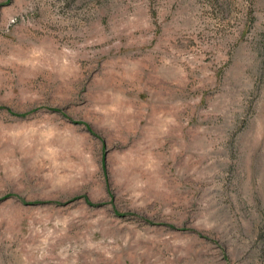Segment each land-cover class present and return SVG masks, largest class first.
Segmentation results:
<instances>
[{"label": "rangeland", "instance_id": "rangeland-1", "mask_svg": "<svg viewBox=\"0 0 264 264\" xmlns=\"http://www.w3.org/2000/svg\"><path fill=\"white\" fill-rule=\"evenodd\" d=\"M0 264H264V0H0Z\"/></svg>", "mask_w": 264, "mask_h": 264}]
</instances>
